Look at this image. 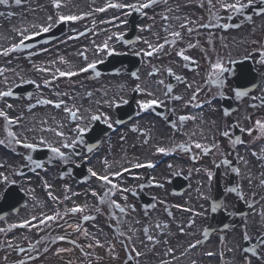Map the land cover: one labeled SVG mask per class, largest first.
<instances>
[{"label": "flooded vegetation", "instance_id": "obj_1", "mask_svg": "<svg viewBox=\"0 0 264 264\" xmlns=\"http://www.w3.org/2000/svg\"><path fill=\"white\" fill-rule=\"evenodd\" d=\"M119 1L28 0L25 5H17L15 0H8L0 8V16L6 14L9 27L16 29L45 22L59 26L61 15L82 17L58 28L47 42L7 59L0 56V92L15 89L19 84L35 87L30 99L28 92L19 93L24 114L18 117L17 125L8 126L0 118V140L7 147L0 146V174H3L0 175V229L4 228L0 231V264H20L21 261L25 264H125L123 249H127L129 239L123 237L125 218L117 230L118 222L114 219L119 208L95 198L89 205L88 214L72 215L69 208L49 203L42 193L40 179L45 178L52 185L54 196H60V187L55 182L59 166L49 168L46 174L28 176L27 163L36 159L35 152L15 143L8 137V132H15L24 143L35 147L41 145L49 131L41 126L40 115L45 112L48 114L44 118L46 122L49 117H55L54 129L68 132L62 142L60 135L55 134L53 142L67 157L65 160L57 155V163L67 162L75 169L68 173L72 185L74 175H85V166L79 164L91 154L94 156L91 169L111 174L122 167L135 166V160L153 159L155 143L175 140L185 143L179 155L184 165L178 174L187 180L188 189L181 201L191 210L202 211L205 216L191 220L189 214L179 213L172 207L165 184L158 180H155L159 184L157 187L149 186L145 191L156 198V207L145 212L138 198V181L135 205L130 207L135 212L132 219L135 220V248L146 252V262L213 264L202 255L201 250L205 249L201 245L193 252L186 251L193 241L201 239L202 229L209 223L216 171L219 189L224 193L218 212L224 210L233 215L238 196L249 209L238 225L228 232L230 240L236 235L243 238L255 228L254 218L259 208L255 204L256 196L264 192V131L257 124V121L264 124V65L259 63L264 58V14L260 12L264 4L255 0L243 12H232L221 7V0H212V5L208 0H159L150 8L135 9L133 36L132 31L103 30L106 19L97 9L104 8L108 2ZM144 2L146 0H135V5L138 7ZM243 2L247 4L248 0ZM56 3L60 4L59 8ZM181 24L185 27L181 28ZM224 24L231 27L224 28ZM188 29L192 31L189 33ZM177 31L181 33L180 38L172 35ZM22 32L31 35L37 31H0V42L5 41L0 47L20 37ZM105 42L110 53L98 50ZM149 44H163L164 48L149 57L145 55L146 51L152 50ZM180 51L191 59L184 61L178 55ZM122 53L135 57V61L124 63L122 58L111 57ZM218 60L225 69L220 74L221 82H216L214 76L209 79ZM93 62L117 70L100 76L92 71L70 81L59 75L68 67L77 71ZM177 76L181 79H176ZM79 85L87 92L70 94L65 105L74 111L79 109L78 116L83 119L72 120L63 110L65 105L56 108L54 104L44 103V100L58 101L60 87L67 93L69 89H78ZM237 90H247L248 94L237 97ZM146 92L153 95L148 96ZM131 94L136 95V100L155 98L164 103L163 115L134 118L114 134L109 131V125L118 117L113 108L104 109L101 119L90 120L93 98L123 103ZM193 95L196 96L194 100ZM176 96L182 99H174ZM7 105V102L0 105V110L8 113ZM182 116L195 119L181 122ZM57 119L61 126L56 123ZM78 126L87 129L81 134L82 143L76 133ZM225 132L228 135H224ZM70 141L76 142V146L64 148L63 144ZM197 142L209 152L195 148ZM93 143L89 152L88 147ZM36 169L41 170L38 165ZM235 169L239 170L238 175ZM12 182L19 185L21 193L9 188ZM29 185H33L35 193ZM235 186L240 188L241 195L230 191ZM46 209L50 216L57 218L40 223ZM93 213L95 219H83L84 215ZM122 214L125 217L127 211ZM24 221H31L33 226L17 229L16 225ZM60 236L65 239H58ZM97 240L99 245L95 243ZM90 244L93 247L90 248ZM212 245L218 251V242H212ZM62 248L67 251H60ZM144 260L138 263L145 264Z\"/></svg>", "mask_w": 264, "mask_h": 264}, {"label": "snow or ice", "instance_id": "obj_2", "mask_svg": "<svg viewBox=\"0 0 264 264\" xmlns=\"http://www.w3.org/2000/svg\"><path fill=\"white\" fill-rule=\"evenodd\" d=\"M158 2H159V0H146V2L140 4L138 7L136 5H132V4H111L110 3V4H108V7L109 8H126V7H128V8H135L136 10H141V9L150 8V7H152L153 5H155ZM165 2H166V0H165ZM253 2H255V0H248L247 4H245L243 2V0H235L234 3H230V2H228V0H221V7L224 8L226 11H229L230 10L232 12H243V10L246 7H250ZM258 2L260 4H264V0H258ZM7 3H8V0H0V4H7ZM15 3L17 5H20L22 3V0H15ZM208 4L209 5H212V0H208ZM55 6L57 8H59L60 7V4L59 3H56ZM201 6H203V5H201ZM213 7H214V5H213ZM105 10H106L105 8H99V9H97V11H101V12H103ZM260 12L262 14H264V8H261L260 9ZM81 18H82L81 16H76V15H69V16H63V15H61V16L58 17L59 21H61V22H65V21H76V20H79ZM165 19H167V17H165ZM248 19H251V17H248ZM48 20L49 21H52V17H49ZM51 27H52V24L49 23V24H47V26H43V29L42 30H43V32H48V31H50ZM184 27H185V25L184 24H181V28H184ZM222 27L228 28V27H231V25L224 24V25H222ZM188 31L190 33L192 31V29H188ZM39 34H40L39 31H37L35 33V35H39ZM172 35L174 37H177V38H180L181 37V33L179 31L173 32ZM21 37L22 38H21V40H20L19 43L14 44L11 49H6L2 54L3 55H8L10 51L11 52L18 51L21 47L25 46V44H24L25 39H31L32 38L31 35H27L26 36L23 32L21 33ZM109 39H111V37H109ZM145 43H148V42L145 41ZM148 46L152 50L151 51H146L145 52V55H147L149 57H151L155 52H159V51H161L164 48V45L163 44L158 45V46H153V45L149 44ZM190 47H192V45H190ZM98 50L99 51H102V52H104V51H107L109 53L111 52V50L109 49V46H108V44L106 42L103 44V46H98ZM81 55H83V53ZM178 55L181 56L184 61H189L191 59L189 56L185 55L183 51H180L178 53ZM85 59H87L86 56H85ZM259 63L261 65H264V58H261L260 61H259ZM96 67H97L96 62H93V63L88 64L86 67H83V68L79 69V72H88L89 70H95ZM224 71H225V69L223 68L222 63L218 60L216 62V64L214 65L213 74H212V76L209 77V79L211 80L213 78V76H214L216 82H221V75L220 74L223 73ZM77 74L78 73L75 72V71H60L59 72V75L61 77H65V76L66 77H71V76H75ZM133 75H136V74L133 73ZM176 79L179 80V79H181V77L177 76ZM32 83H34V81ZM160 83H163V81H161ZM188 87H192V85H188ZM137 90H139V88ZM168 91L169 92L171 91V86L168 87ZM247 94H248L247 90H237L236 93H235V95L237 97H243V96H246ZM12 95H13V93L10 90L9 91H3V92H0V99H2L4 97L12 96ZM57 95H60V94L57 93ZM64 95H66V94H64ZM88 95L91 96V93H89ZM146 95L152 96L153 94L151 92H146ZM174 99L180 100V99H182V97L176 96V97H174ZM192 99L193 100L196 99V96L193 95ZM44 103L54 104V106L56 108H61L62 105H65V102L63 100H59V101L47 100V101H44ZM159 103H161V102L158 101L155 98H152V99H149V100H145V101L140 102V105L139 106H140V108L142 110L148 111V110L152 109L154 106H156ZM189 103H191V100L189 101ZM197 106H199V105H197ZM7 107L8 108H11L12 106L11 105H7ZM63 110L65 112H68L69 115H70V118L72 120H74V121L75 120H81V119H83V117L78 116L79 109H76L74 111L72 108H69V107H67L65 105L64 108H63ZM225 114H227V113H225ZM0 117H3L6 121H8V124H13V123H17L18 122V118L9 117L8 114L5 111H3V110H0ZM99 119H101V117L98 116V115L91 116L90 117V120H99ZM188 119H195V117H189V116H182V117H180V121L181 122H183L185 120H188ZM107 121H108V118L105 117V122L107 123ZM257 124H260L261 131H264V124H261V122H259V121H257ZM173 127H175V125H173ZM86 130H87L86 128H81L79 126L76 128L77 136L80 137V139H79V142L80 143L83 142V137H82L81 134L84 133ZM57 135L63 136L64 134H63V132H59V133H57ZM224 135H228V133L225 132ZM8 137L11 138L15 143L22 144L23 147H25L27 149H32V148L35 147L34 144L24 143L22 140H20L16 136V133L13 132V131H9L8 132ZM2 143H4V141L0 140V144H2ZM75 146H76V142H71V141L69 143L63 144V147L64 148L75 147ZM181 147H183V146H181ZM195 148L202 149L203 152H205V153L209 152V149L207 147H204L199 142L195 143ZM51 151L53 153L57 154L58 156H60L62 159L67 160V157L65 156L64 152L61 151L60 148L53 147V148H51ZM88 151L89 152L92 151V148L90 146L88 147ZM157 151L159 153H167L168 150L165 149V148H163V147H160V148L157 149ZM28 159L31 160V157L29 156ZM105 163H107V161H105ZM144 166L145 165L140 164V163H137L135 165L136 168H140V167H144ZM153 166L154 165H152L151 163H149L147 165V167H153ZM124 171H128V169H124ZM235 171L238 172L239 170L238 169H235ZM89 172L91 173V176L92 177H95L98 181L103 182L105 185H111V187L108 188V191L105 192L100 197V202L101 203H104V202L107 201L108 203L113 204L116 208H119V210H120L121 213H124L125 212V208L124 207H122L120 204H118L114 200H108V197L109 196L115 194L114 193V189H119V185L113 184L112 180L109 178V175H107V174L106 175H99L97 172L92 171V169H89ZM0 175H3V174H0ZM111 175L121 176L122 175V172H119V171L113 172V173H111ZM4 179L7 180V177H4ZM119 190L121 191V193L130 191V189H128V188H123V189H119ZM235 190L236 189H230V191H235ZM92 195L96 196V195H98V193L93 192ZM124 198L127 199V197H124ZM53 199H55V197H53ZM218 206H222V204L221 205H218ZM213 210H215V208ZM71 211L73 213H76V212L83 213L85 211V209H84V207L76 206V207L72 208ZM56 218H57L56 216H48V217H46V220L51 221V220H54ZM34 219H36V218H34ZM83 219L85 221H87V220L95 219V217H91V216H88V215H84L83 216ZM44 222H45L44 220H41L40 221V223H44ZM29 226H33L32 223H31V221H25L22 225H20V227H29ZM0 231H3V230L0 229ZM85 235H87V232L86 231H85ZM58 239L64 240L65 237L64 236H60V237H58ZM149 239H151V237H149ZM73 243H75V242L73 241ZM95 243L97 245H99V241L98 240L95 241ZM260 244L261 245H264V239H261L260 240ZM100 246H102V245H100ZM33 247H35V246H33ZM89 247L91 248V247H93V245L90 244ZM192 247H195V245H192ZM21 251H23V249H21ZM45 251H47V249H45ZM60 251H62V252L63 251H67V249H63L62 248V249H60ZM245 251H254V249H246ZM136 255H140V253H136ZM209 255H211V253H209ZM20 264H25V262L24 261H21Z\"/></svg>", "mask_w": 264, "mask_h": 264}, {"label": "rangeland", "instance_id": "obj_3", "mask_svg": "<svg viewBox=\"0 0 264 264\" xmlns=\"http://www.w3.org/2000/svg\"><path fill=\"white\" fill-rule=\"evenodd\" d=\"M129 3V0H123V1H120L119 2V4H128ZM114 15H115V17H116V15L119 17V19H122L124 16H127V13L126 12H121L120 10H118L117 12H114ZM108 17H112V14H109V15H107V20H108ZM106 20V21H107ZM106 21H104V24H103V27L104 26H106ZM123 24L124 23H121L120 25H118V29H121V28H123ZM121 26V27H120ZM14 41V40H13ZM2 43H5V41H2V42H0V44H2ZM57 67L55 66V69H56ZM58 69V68H57ZM68 69V68H67ZM69 69H71V67L69 68ZM59 70V69H58ZM80 87L78 88V89H76V90H71V89H69V91L67 92V93H64V88H62V87H60V95H58V98H57V100L59 101V100H63V101H67L68 102V100H69V96H70V94H71V96L72 95H74L75 93H77V92H80V91H82V86L81 85H79ZM64 94H66V95H64ZM50 106H52V104L50 105ZM46 109V108H45ZM17 113H19V112H17ZM63 134L64 135H67L68 134V132L67 131H63ZM64 135L63 136H60V139H59V141L60 142H62L65 138H64ZM48 137V136H47ZM53 137L52 138H48V140H50V142L51 143H54L53 142ZM157 145V147H158V143H155L153 146L155 147ZM54 146H55V144H54ZM159 146H161V145H159ZM162 146H164V145H162ZM155 149V148H154ZM181 162H182V159H178L177 161H175V162H173V163H175V164H177V165H180L181 164ZM173 171H175V170H173V167L171 166L170 168L168 167V166H165V167H162L161 169H159V171L157 172V174H156V176L158 177V179H159V181L160 182H162L163 183V185H164V183H166V182H168V178L170 177V174L173 172ZM165 186H166V189H170V186L168 185V184H165ZM60 187V186H59ZM35 193V192H34ZM168 195V197L170 198V200H171V202L172 201H175V200H177V199H175L174 197H170L169 196V193L167 194ZM47 203V202H46ZM32 206H29V208H31ZM48 207V206H47ZM165 209V208H164ZM28 212V211H27ZM49 212V209H46V211H45V213H48ZM29 213V212H28ZM259 216V215H258ZM25 217H27V215H25ZM263 263V262H262ZM213 264H215V262H213Z\"/></svg>", "mask_w": 264, "mask_h": 264}, {"label": "bare ground", "instance_id": "obj_4", "mask_svg": "<svg viewBox=\"0 0 264 264\" xmlns=\"http://www.w3.org/2000/svg\"><path fill=\"white\" fill-rule=\"evenodd\" d=\"M108 23H107V31H115L117 30V24L119 23L118 21L115 20H112L110 17L108 18ZM43 113V112H42ZM48 114L45 112V114L43 115H40V121H41V126L44 127L45 129H49L51 127H53V125H50V122L49 121H45L44 118L47 116ZM49 120H50V117H49ZM56 123L59 124V126H61V121L59 119L56 120Z\"/></svg>", "mask_w": 264, "mask_h": 264}]
</instances>
